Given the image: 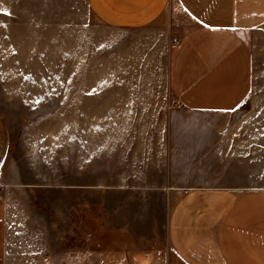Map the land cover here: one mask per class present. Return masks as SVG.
<instances>
[{
	"label": "crops",
	"instance_id": "crops-1",
	"mask_svg": "<svg viewBox=\"0 0 264 264\" xmlns=\"http://www.w3.org/2000/svg\"><path fill=\"white\" fill-rule=\"evenodd\" d=\"M84 2L104 28L153 33L140 55L141 73H110L104 79L111 82L112 113L151 115L127 123L126 136L109 139L116 147L112 155H118L111 162L109 190L163 195L164 264H264V188H242L228 180L242 176V163L229 151L234 138L227 132L230 123L222 121L252 92L256 44L264 40V0ZM177 9L194 25L185 28L178 21L154 34L167 16L176 21ZM12 150L0 111V264H81L47 262L45 238L22 236L19 227L30 217L25 202L31 193L44 197L54 188L18 181L15 160L8 164ZM150 220L126 223L130 242L138 243L128 244L126 252L119 219L106 239L100 218L91 219L95 237L88 242L99 252L112 251L113 264L124 259L156 264L159 249L145 247L154 239ZM139 226L142 234L135 232ZM152 245L157 247L155 241ZM41 257L45 261L38 263Z\"/></svg>",
	"mask_w": 264,
	"mask_h": 264
},
{
	"label": "rangeland",
	"instance_id": "rangeland-1",
	"mask_svg": "<svg viewBox=\"0 0 264 264\" xmlns=\"http://www.w3.org/2000/svg\"><path fill=\"white\" fill-rule=\"evenodd\" d=\"M175 14L176 21L169 15L156 24L154 34L178 21L185 28L194 25L181 10ZM171 34L176 37L175 30ZM152 35L104 28L84 0H0V111L13 145L8 164L15 160L18 181L54 188L44 197L31 193L25 202L30 217L19 228L22 236L45 238L47 262L113 264L112 251L99 252L89 244L95 237L90 220L100 218L106 239L119 219L126 252L128 244L138 245L130 242L126 223L149 218L154 239L145 247L158 248L156 264H164L163 195L109 190L111 162L118 157L109 139L126 136L127 123L148 121L151 115L112 113L111 82L104 79L110 73H141L140 55ZM130 56L131 66L124 64ZM222 121L230 123L227 132L234 138L229 151H236L242 163V176L228 180L242 188H264V40L256 44L248 100ZM143 230L139 226L135 232Z\"/></svg>",
	"mask_w": 264,
	"mask_h": 264
},
{
	"label": "snow or ice",
	"instance_id": "snow-or-ice-1",
	"mask_svg": "<svg viewBox=\"0 0 264 264\" xmlns=\"http://www.w3.org/2000/svg\"><path fill=\"white\" fill-rule=\"evenodd\" d=\"M5 14H7V13H5Z\"/></svg>",
	"mask_w": 264,
	"mask_h": 264
}]
</instances>
